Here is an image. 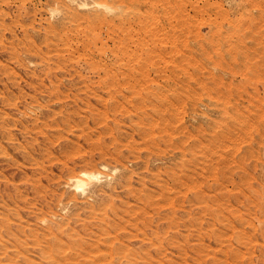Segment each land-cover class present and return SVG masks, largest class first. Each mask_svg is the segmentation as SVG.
<instances>
[{"label": "rangeland", "instance_id": "374dc122", "mask_svg": "<svg viewBox=\"0 0 264 264\" xmlns=\"http://www.w3.org/2000/svg\"><path fill=\"white\" fill-rule=\"evenodd\" d=\"M0 264H264V0H0Z\"/></svg>", "mask_w": 264, "mask_h": 264}, {"label": "bare ground", "instance_id": "6f19581e", "mask_svg": "<svg viewBox=\"0 0 264 264\" xmlns=\"http://www.w3.org/2000/svg\"><path fill=\"white\" fill-rule=\"evenodd\" d=\"M91 173H92V172H89V177H90V174H91ZM86 174H87V172H86ZM87 175H88V174H87ZM93 175H94V173H93ZM80 177H81V176H80ZM80 177H79V178L76 177L77 180H78L76 186H77L78 188H84V185H85L84 183H85V180H86V179L84 178L85 180H83V178L81 177V178H82V179H81ZM83 177H85V175H84ZM89 177H88V178H89ZM94 177H95V176H94ZM86 178H87V177H86ZM92 178H93V177H92ZM89 179H90V178H89ZM84 190H86V189L84 188ZM82 191H83V190H82Z\"/></svg>", "mask_w": 264, "mask_h": 264}]
</instances>
